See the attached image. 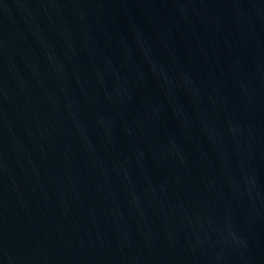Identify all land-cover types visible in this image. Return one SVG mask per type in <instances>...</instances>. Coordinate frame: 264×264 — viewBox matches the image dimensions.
Segmentation results:
<instances>
[{"label":"water","instance_id":"1","mask_svg":"<svg viewBox=\"0 0 264 264\" xmlns=\"http://www.w3.org/2000/svg\"><path fill=\"white\" fill-rule=\"evenodd\" d=\"M0 264H264V0H0Z\"/></svg>","mask_w":264,"mask_h":264}]
</instances>
